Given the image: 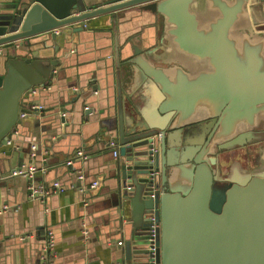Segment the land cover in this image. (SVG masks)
Wrapping results in <instances>:
<instances>
[{
	"label": "water",
	"instance_id": "1",
	"mask_svg": "<svg viewBox=\"0 0 264 264\" xmlns=\"http://www.w3.org/2000/svg\"><path fill=\"white\" fill-rule=\"evenodd\" d=\"M255 4L0 2V153L8 139L19 144L14 131L29 115L26 98L49 83L58 64L40 51L50 39L68 41L70 33L102 17L117 22L131 8L151 13L152 37L127 31L120 42L118 31L114 34L118 70L110 84L111 119L101 121L103 148L120 155L114 169L124 184V205H131L130 213L123 212L132 232L126 254L129 259L133 252L144 254L148 264L146 232L138 238L134 234L142 226L148 232L149 215L156 209L160 264H264V165L250 171L235 162L223 175L216 151L253 140V129L264 120V31L250 20ZM106 28L110 32L112 25ZM24 111L27 115L20 118ZM33 145L38 159L36 143L26 153L32 157ZM13 154L7 170L2 168L5 151L0 154V178L24 164ZM42 162L36 165L41 168ZM89 183L96 188L99 180Z\"/></svg>",
	"mask_w": 264,
	"mask_h": 264
},
{
	"label": "crops",
	"instance_id": "2",
	"mask_svg": "<svg viewBox=\"0 0 264 264\" xmlns=\"http://www.w3.org/2000/svg\"><path fill=\"white\" fill-rule=\"evenodd\" d=\"M5 1L11 0H0ZM254 1L250 20L258 31H264V0ZM154 19L151 13L131 8L117 22L111 24L109 17H102L93 26L70 33L68 41L63 37L50 39L49 45L41 48V53L52 55L58 64L49 83L37 86L30 98H26V106L38 103L44 109L38 113L30 111L17 126L19 144L12 142L3 148L0 154L5 151L6 163L2 168L7 170L10 158L15 157L13 152L17 154L18 164H36L42 160L43 170L36 173V180L47 185L59 180L66 190L40 201L30 197L26 177L0 178V209L8 205L0 213V264H39L50 232L54 238L55 264L146 263L144 254L133 252L130 259L126 254L125 243L132 232L131 226L124 223L123 212L126 209L130 213L131 205H124V184L114 169L120 155L103 148L101 121L111 119L108 118L112 108H109L110 84L118 70L115 32L118 31L120 42L125 41L127 31L128 34L141 31L152 37L149 32L154 29ZM108 24L112 25L110 32L102 29ZM62 112L67 113L65 118ZM31 143L40 148L38 159L26 153ZM75 149L84 150L88 157L67 165L66 160ZM223 155L227 169L230 162L227 153ZM78 171L84 175L82 180L77 178ZM96 179L99 184L94 188L89 182ZM145 213L146 210L142 217ZM145 232L147 235L142 226L134 235L138 238ZM120 239L123 244H119ZM140 243L135 239L134 246Z\"/></svg>",
	"mask_w": 264,
	"mask_h": 264
},
{
	"label": "built area",
	"instance_id": "3",
	"mask_svg": "<svg viewBox=\"0 0 264 264\" xmlns=\"http://www.w3.org/2000/svg\"><path fill=\"white\" fill-rule=\"evenodd\" d=\"M86 109L88 106L85 107ZM29 111H35L39 112L44 109V105L42 104H30L29 107H27ZM28 112H20V118H24L27 115ZM66 112H62V116L66 117ZM15 134H19L17 128L14 131ZM14 142L13 139H8V144H12ZM114 143L112 142V145ZM32 156L35 155V145L32 147ZM115 156L118 155L117 150L114 152ZM88 157V154L82 150L78 149L74 152V154L69 157L66 160L67 165H73L76 161L82 160ZM40 170H43L42 168H39L36 164H29V165H21L19 167L14 168L10 176H24L27 179H29L28 189H29V195L33 199H38L40 201L45 200L48 196L63 192L66 190V186L63 185L59 180H54L52 184H45L44 182H40L36 180V173ZM78 179H83L84 175L80 171H78ZM154 173H152L153 175ZM130 188V186H128ZM156 189V188H155ZM154 197V194H152ZM8 208V205H4L2 209H0V213H2L5 209ZM156 209H153L149 215V226H148V232H147V248H148V264H160L157 260V253L160 248V236H161V223L157 219ZM119 244H123V241L120 240ZM53 246H54V238L53 233H49L48 240L46 241L45 245L42 248L41 256H40V262L39 264H55L52 261V252H53ZM111 264H128L122 261H115Z\"/></svg>",
	"mask_w": 264,
	"mask_h": 264
},
{
	"label": "flooded vegetation",
	"instance_id": "4",
	"mask_svg": "<svg viewBox=\"0 0 264 264\" xmlns=\"http://www.w3.org/2000/svg\"><path fill=\"white\" fill-rule=\"evenodd\" d=\"M209 122V121H208ZM255 136L253 140L245 143L243 146L235 145L229 149L216 148L217 154H219L220 166L222 168V174L225 175L226 168L224 169V153H227V159L230 164L239 162L242 169H248L253 171L259 169L264 165V158L262 149L264 148V120L262 119L257 127L253 129ZM209 135L204 129V138Z\"/></svg>",
	"mask_w": 264,
	"mask_h": 264
}]
</instances>
